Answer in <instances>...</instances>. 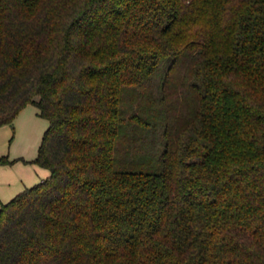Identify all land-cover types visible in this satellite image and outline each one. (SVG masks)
<instances>
[{"label":"trees","instance_id":"16d2710c","mask_svg":"<svg viewBox=\"0 0 264 264\" xmlns=\"http://www.w3.org/2000/svg\"><path fill=\"white\" fill-rule=\"evenodd\" d=\"M29 104L0 264H264V0H0V125Z\"/></svg>","mask_w":264,"mask_h":264},{"label":"crops","instance_id":"0c3cea01","mask_svg":"<svg viewBox=\"0 0 264 264\" xmlns=\"http://www.w3.org/2000/svg\"><path fill=\"white\" fill-rule=\"evenodd\" d=\"M29 109H30V104L27 105L18 114V117H16L15 119L17 123L26 119V115L28 111H31ZM36 113H38V110L34 112V114ZM10 127L11 126L7 124L0 125V158L4 156H10L9 160L18 159V158H24L25 160H28V161L33 160L37 156L38 148H39L38 146L40 145L41 141L37 143V146L35 149L36 151L34 150V152L30 154H28L27 151H25V149H22V151H19V153L18 152L11 153L10 151L7 152L8 148L6 147V139L11 134ZM34 129H35V126H34ZM43 131H44V127L36 131L37 132L36 135H38L39 138H41V140L43 137L42 136ZM33 136L35 135L33 134ZM20 167H21V170L23 171L21 173L16 174V172H14V168L20 169ZM38 167L39 165L34 162H27V161H22V160H18L15 163H10V164L8 163V164L0 165V208H1L2 203H6L9 200H11L21 190L40 182L43 178H46L44 176L42 179H38L37 175H39L38 172H40Z\"/></svg>","mask_w":264,"mask_h":264},{"label":"rangeland","instance_id":"374dc122","mask_svg":"<svg viewBox=\"0 0 264 264\" xmlns=\"http://www.w3.org/2000/svg\"><path fill=\"white\" fill-rule=\"evenodd\" d=\"M29 110H31V111H28L25 120H22L19 123H17L15 120L14 127H10L11 128L10 129L11 134L6 139V147L8 148L7 152L10 151L11 153H13V152L19 153V151H22V149H25V151H27L28 154L33 153L34 150L36 149L37 143H39V141H41V138H39V136L36 135V133H37L36 131L41 129L42 127H44V131L42 133V136H43L44 132L48 128V126H49L48 119L40 116L38 113L34 114V112H36L38 110L36 105L30 104ZM32 112H33V114H32ZM41 123H42V125H41ZM33 125L35 126L36 130L34 129ZM33 134L35 136H33ZM8 154H10V153H8ZM9 157L10 156H8V158ZM13 160H14L13 163H15L16 161L22 160V159H18V160L13 159ZM22 161H24V160H22ZM0 165H3V164H0ZM38 168L40 171V172H38L39 175H37L38 179H42L44 176L47 177V175L50 174L48 169L41 167V166H39ZM22 171L23 170H21V167H20V169L14 168V172H16V174L21 173Z\"/></svg>","mask_w":264,"mask_h":264}]
</instances>
